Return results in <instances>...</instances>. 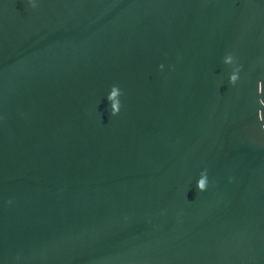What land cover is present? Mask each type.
<instances>
[{"label": "water", "instance_id": "obj_1", "mask_svg": "<svg viewBox=\"0 0 264 264\" xmlns=\"http://www.w3.org/2000/svg\"><path fill=\"white\" fill-rule=\"evenodd\" d=\"M0 264H264V0H0Z\"/></svg>", "mask_w": 264, "mask_h": 264}, {"label": "clouds", "instance_id": "obj_2", "mask_svg": "<svg viewBox=\"0 0 264 264\" xmlns=\"http://www.w3.org/2000/svg\"><path fill=\"white\" fill-rule=\"evenodd\" d=\"M117 90H118V87L113 86V88H112V90L108 96V100L111 101L112 114H116L120 111V105L112 103L113 96L116 94ZM207 181H208V179H207L206 174L202 175L201 178L198 180V183H197L198 189L201 191L205 190L207 187Z\"/></svg>", "mask_w": 264, "mask_h": 264}]
</instances>
